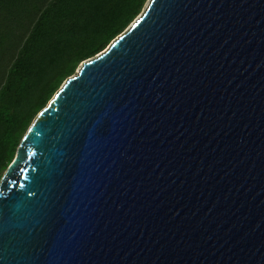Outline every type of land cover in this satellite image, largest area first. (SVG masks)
<instances>
[{"label": "water", "instance_id": "obj_1", "mask_svg": "<svg viewBox=\"0 0 264 264\" xmlns=\"http://www.w3.org/2000/svg\"><path fill=\"white\" fill-rule=\"evenodd\" d=\"M0 264H264V0H149L83 61L0 180Z\"/></svg>", "mask_w": 264, "mask_h": 264}, {"label": "trees", "instance_id": "obj_2", "mask_svg": "<svg viewBox=\"0 0 264 264\" xmlns=\"http://www.w3.org/2000/svg\"><path fill=\"white\" fill-rule=\"evenodd\" d=\"M147 0H0V180L38 113Z\"/></svg>", "mask_w": 264, "mask_h": 264}, {"label": "rangeland", "instance_id": "obj_3", "mask_svg": "<svg viewBox=\"0 0 264 264\" xmlns=\"http://www.w3.org/2000/svg\"><path fill=\"white\" fill-rule=\"evenodd\" d=\"M148 3H149V0H147V2L145 3V5H144L142 11L147 7ZM142 11H141V13H142ZM141 13H140V14H141ZM78 67H79V66H78ZM77 70H78V68L75 70V73H74V74L77 73Z\"/></svg>", "mask_w": 264, "mask_h": 264}]
</instances>
